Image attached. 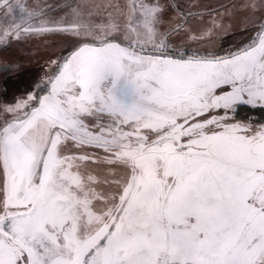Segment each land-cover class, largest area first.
Here are the masks:
<instances>
[{
    "label": "snow or ice",
    "instance_id": "obj_1",
    "mask_svg": "<svg viewBox=\"0 0 264 264\" xmlns=\"http://www.w3.org/2000/svg\"><path fill=\"white\" fill-rule=\"evenodd\" d=\"M242 7L261 10L255 34L218 55L169 49L159 0L129 5L146 39L128 46L108 39L111 18L93 26L73 10L34 26L36 12L19 5L17 22L0 0L2 47L51 31L100 41L64 57L46 95L3 109L13 117L0 125V264H264V122L238 118L264 111V4ZM121 79L140 96L131 108L115 98ZM85 146L101 152H73ZM78 161L126 177L98 194Z\"/></svg>",
    "mask_w": 264,
    "mask_h": 264
},
{
    "label": "rangeland",
    "instance_id": "obj_2",
    "mask_svg": "<svg viewBox=\"0 0 264 264\" xmlns=\"http://www.w3.org/2000/svg\"><path fill=\"white\" fill-rule=\"evenodd\" d=\"M29 1V0H28ZM59 0H11L14 11L10 19L20 22V17L25 15L20 11L19 5H26L29 11L37 14L42 10L52 8ZM139 3V0H71L67 4L58 7L32 21L34 26H39L42 18L73 19V10L79 13V19L85 24L98 25L107 23L109 19L119 25L108 39L128 46L130 42L146 39L144 29L138 25L139 13L132 14L129 19V5ZM147 3H155L156 0H145ZM253 2L257 5L264 4V0H159L164 8L163 23L159 25L160 32H168L166 43L174 52L192 51L215 52L223 55L228 50H235L246 44L250 36L254 35V28L262 15L259 7L245 9L242 5ZM182 13V15H181ZM0 23L3 16L0 15ZM180 25L178 34H171V28ZM131 28H136L132 32ZM97 34L101 35L97 29ZM139 33V35H138ZM202 33H207L200 37ZM128 37L126 39L125 37ZM99 39L92 36L74 37L63 32L51 31L30 35L23 39L13 36L7 47L0 48V125L6 120H11L12 113L3 109L20 100H27L30 94L34 99L46 95L49 77L57 74V64L63 62L72 51L82 46L83 43L98 45ZM151 48V44L146 45ZM55 61L56 63H53ZM110 81L109 83L111 82ZM114 95L118 103L125 108H131L140 102L139 94L123 79L116 82ZM32 102H29L31 105ZM30 107H22L24 111ZM109 119L105 114L104 120ZM242 119V118H240ZM256 123L264 121L253 120ZM85 122L93 124L92 118H85ZM76 155L81 152H101L85 146L82 150L73 149ZM74 171H78L87 181L89 175L94 177L91 187L98 194L110 195L116 189V182H123L126 172L122 167L106 164L78 161L74 165ZM104 207L103 200L93 201V210L99 212Z\"/></svg>",
    "mask_w": 264,
    "mask_h": 264
},
{
    "label": "trees",
    "instance_id": "obj_3",
    "mask_svg": "<svg viewBox=\"0 0 264 264\" xmlns=\"http://www.w3.org/2000/svg\"><path fill=\"white\" fill-rule=\"evenodd\" d=\"M238 118H251L252 120H257L259 122L264 121V111L250 110L248 108H242L239 113Z\"/></svg>",
    "mask_w": 264,
    "mask_h": 264
},
{
    "label": "flooded vegetation",
    "instance_id": "obj_4",
    "mask_svg": "<svg viewBox=\"0 0 264 264\" xmlns=\"http://www.w3.org/2000/svg\"><path fill=\"white\" fill-rule=\"evenodd\" d=\"M26 1H27L28 3H30L31 0H29V1L26 0ZM69 1H71V0H59V1L57 2V4H55L54 6H52V8H50V9H46L43 13L46 14V13H48V12H50V11H52V10L58 8V7H61V6L65 5V4H67ZM24 6H26V5H24ZM38 17H41V16H40L39 14L35 15V16L32 18V21H33L34 19L38 18ZM32 21H31V23H32ZM0 48H3V47L0 46Z\"/></svg>",
    "mask_w": 264,
    "mask_h": 264
}]
</instances>
